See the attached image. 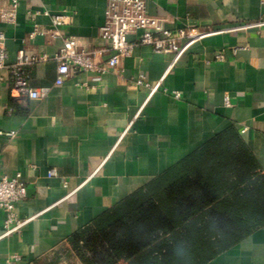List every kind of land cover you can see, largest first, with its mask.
I'll return each mask as SVG.
<instances>
[{
	"label": "crops",
	"instance_id": "0c3cea01",
	"mask_svg": "<svg viewBox=\"0 0 264 264\" xmlns=\"http://www.w3.org/2000/svg\"><path fill=\"white\" fill-rule=\"evenodd\" d=\"M10 2L0 0V10ZM17 2L15 22L0 21L7 63L21 50L46 55L27 73L31 87L48 94L18 98L8 71H0V176L21 174L26 198L15 214L28 220L19 232L3 235L0 210V264H83L75 244L99 230L117 207L150 185L180 182L200 165L212 170L214 164L224 167L215 176L227 200L224 231L246 234L227 240L206 264H264V26L232 30L263 18L264 0H145L147 14L165 29L188 26L211 34L167 73L172 55L140 45L115 70L72 69L62 85L55 84L53 58L62 40L71 37L85 51L103 49L99 28L108 0ZM56 14L66 16L59 37L29 38L34 23L53 31L50 16ZM218 53L223 61L216 60ZM112 54L101 52L94 62L103 65ZM140 74L152 85L159 82V89L149 95L136 85ZM50 170L56 175L49 177ZM232 214L238 217L230 219Z\"/></svg>",
	"mask_w": 264,
	"mask_h": 264
},
{
	"label": "trees",
	"instance_id": "16d2710c",
	"mask_svg": "<svg viewBox=\"0 0 264 264\" xmlns=\"http://www.w3.org/2000/svg\"><path fill=\"white\" fill-rule=\"evenodd\" d=\"M214 166L212 172L200 165L180 182L150 185L131 202L117 207L103 219L99 230L80 239L81 246L75 244L88 253L87 257L80 256L82 263L206 264L224 250L227 240L233 242L246 234L224 231V224L229 222L224 218L227 200L224 183L215 179L224 167ZM245 169V175L252 177L249 167ZM256 182L262 183L261 177ZM252 187V183L245 185L246 190ZM234 192L242 198L239 189ZM244 218L247 221L251 216L245 213Z\"/></svg>",
	"mask_w": 264,
	"mask_h": 264
},
{
	"label": "built area",
	"instance_id": "2783aa9c",
	"mask_svg": "<svg viewBox=\"0 0 264 264\" xmlns=\"http://www.w3.org/2000/svg\"><path fill=\"white\" fill-rule=\"evenodd\" d=\"M17 0H11L7 9L0 10V21L4 23H14L16 18ZM37 14V13H36ZM48 16V13L44 12ZM53 31L42 29L38 24H33V29L29 38L37 35L51 38L59 37L58 29L65 25L66 16L63 14L51 15ZM264 26V17L250 23L240 24L234 27L233 31L260 28ZM141 32L138 40L129 42L128 35H135ZM211 34V32H199L190 27H182L175 31L165 29L161 19L151 17L146 12L145 0H108L104 23L99 28V38L105 47L101 50L85 51L78 47V43L71 37L62 40V46L53 57L57 62V71L55 84L62 85L70 76L72 69L81 71H91L105 73L109 70L118 68L122 58L132 54L136 46H151L155 53L170 54L172 61L167 68L166 73L181 59L186 51L197 40ZM4 35L0 34V71L7 70L8 82L11 90L15 91L18 98L28 100L43 99L48 94L47 88L34 89L29 83L27 67L37 62H44L48 59L46 55L31 56L18 51L16 61L12 64L7 63L8 53L4 45ZM105 51H111L113 54L103 64L98 65L94 59ZM217 61H223L221 53L215 56ZM135 84L143 86L149 90V95L155 93L160 83L152 85L148 83L143 74H140L135 80ZM166 92V90H164ZM171 95L178 99V92H172ZM225 104L229 105V100L225 98ZM1 134V133H0ZM6 136L13 138V132L5 133ZM55 170L48 171V176H55ZM26 198V186L21 180V174L16 173L13 177L0 176V210L4 213L3 235H10L19 232L28 220H20L15 214V205ZM18 260V256H13Z\"/></svg>",
	"mask_w": 264,
	"mask_h": 264
},
{
	"label": "rangeland",
	"instance_id": "374dc122",
	"mask_svg": "<svg viewBox=\"0 0 264 264\" xmlns=\"http://www.w3.org/2000/svg\"><path fill=\"white\" fill-rule=\"evenodd\" d=\"M82 245V241L81 240H79V242L77 243V245L76 246H81ZM74 250H75V252H76V254H78L79 256H83V257H87L88 256V253H86V251L84 250H82V249H77L75 246H74ZM79 250V251H78ZM122 264H125V263H122Z\"/></svg>",
	"mask_w": 264,
	"mask_h": 264
}]
</instances>
